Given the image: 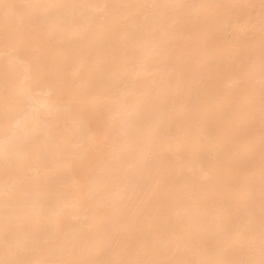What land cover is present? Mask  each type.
<instances>
[{
    "label": "bare ground",
    "instance_id": "obj_1",
    "mask_svg": "<svg viewBox=\"0 0 264 264\" xmlns=\"http://www.w3.org/2000/svg\"><path fill=\"white\" fill-rule=\"evenodd\" d=\"M0 264H264V0H0Z\"/></svg>",
    "mask_w": 264,
    "mask_h": 264
}]
</instances>
